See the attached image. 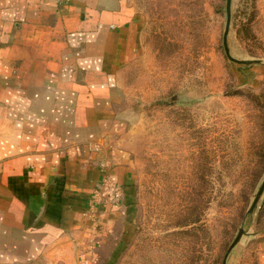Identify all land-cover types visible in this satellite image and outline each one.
Instances as JSON below:
<instances>
[{
	"label": "rangeland",
	"instance_id": "374dc122",
	"mask_svg": "<svg viewBox=\"0 0 264 264\" xmlns=\"http://www.w3.org/2000/svg\"><path fill=\"white\" fill-rule=\"evenodd\" d=\"M128 1L138 46L116 100L133 209L91 241V264H264V189L249 211L264 180V0H231L233 59L226 0ZM120 187V207L105 204L124 208Z\"/></svg>",
	"mask_w": 264,
	"mask_h": 264
},
{
	"label": "crops",
	"instance_id": "0c3cea01",
	"mask_svg": "<svg viewBox=\"0 0 264 264\" xmlns=\"http://www.w3.org/2000/svg\"><path fill=\"white\" fill-rule=\"evenodd\" d=\"M131 10L0 0V264H83L91 241L132 215L116 100L137 53ZM106 174L123 209L96 195Z\"/></svg>",
	"mask_w": 264,
	"mask_h": 264
},
{
	"label": "built area",
	"instance_id": "2783aa9c",
	"mask_svg": "<svg viewBox=\"0 0 264 264\" xmlns=\"http://www.w3.org/2000/svg\"><path fill=\"white\" fill-rule=\"evenodd\" d=\"M100 166H103L101 164ZM121 187L118 183L114 182L109 175H105V177L100 181L99 189L96 191V195L99 197L101 201H107L111 202L112 204H115L114 206H117L118 208L120 205H116L120 203L121 200ZM107 199V200H106ZM94 259V253L93 258L90 259H84L83 264H91Z\"/></svg>",
	"mask_w": 264,
	"mask_h": 264
},
{
	"label": "water",
	"instance_id": "95a60500",
	"mask_svg": "<svg viewBox=\"0 0 264 264\" xmlns=\"http://www.w3.org/2000/svg\"><path fill=\"white\" fill-rule=\"evenodd\" d=\"M230 4H231V0H226V4H225L226 22H225V28H224V32H223V36H222V44H223L224 52L228 58H231V56L229 55L228 46H227V42H226V38H227V34H228V28H229V22H230ZM231 59H233V58H231ZM240 61L243 63H251L250 60H240ZM255 61H258V60H255ZM263 189H264V180L261 183V186L257 192L256 197L254 198L253 202L251 203L249 211H251L253 209V207H254L259 195L262 193ZM242 232H243L242 229L238 230V232H237L235 238L233 239V241L231 242L227 252L238 242L240 236L242 235ZM225 257H226V254L224 256L222 264L225 263Z\"/></svg>",
	"mask_w": 264,
	"mask_h": 264
}]
</instances>
